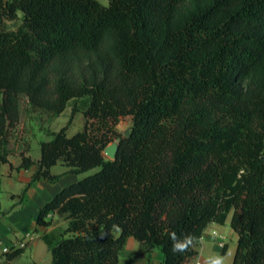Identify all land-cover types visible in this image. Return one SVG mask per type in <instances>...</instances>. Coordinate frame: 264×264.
<instances>
[{"label": "trees", "instance_id": "obj_1", "mask_svg": "<svg viewBox=\"0 0 264 264\" xmlns=\"http://www.w3.org/2000/svg\"><path fill=\"white\" fill-rule=\"evenodd\" d=\"M22 94L57 116L74 102L20 165H38L26 190L57 181L60 162L85 174L39 212L38 225L66 221L45 236L52 264H120L131 237L165 264H195L209 224L230 215L234 264H264V0H0V149Z\"/></svg>", "mask_w": 264, "mask_h": 264}, {"label": "crops", "instance_id": "obj_2", "mask_svg": "<svg viewBox=\"0 0 264 264\" xmlns=\"http://www.w3.org/2000/svg\"><path fill=\"white\" fill-rule=\"evenodd\" d=\"M25 155L30 157L28 154ZM37 170L38 165L35 164L22 172L25 174L22 176V189L29 184ZM51 172L59 176L57 181L50 182L44 179L36 181L24 196L13 193L11 202L5 207L0 201V264H52V253L45 241V236L57 235L60 227L66 226V221L58 223L59 216L52 213L46 218L51 222L49 226L38 225L39 212L62 189L79 181L85 174H73L70 168L61 162L52 167ZM231 218L232 215L228 217L224 225L209 224L199 240V255L193 263L234 264L239 236L230 225ZM131 238L128 239L127 244ZM23 241L29 242L27 248L23 249L19 256L8 258L9 253H5L4 250L9 248L13 252ZM127 244L120 252V264H165L163 253L161 250H155V246L149 254L141 247L139 241L138 246L133 247L134 249H128ZM223 250H225L224 253Z\"/></svg>", "mask_w": 264, "mask_h": 264}, {"label": "rangeland", "instance_id": "obj_3", "mask_svg": "<svg viewBox=\"0 0 264 264\" xmlns=\"http://www.w3.org/2000/svg\"><path fill=\"white\" fill-rule=\"evenodd\" d=\"M98 1L106 6L110 2V0ZM78 102L80 110L83 111L86 108L85 101L80 100ZM73 104L72 101L66 111L57 116L49 110L34 107L26 95L20 96V121L14 128L10 129L7 139L0 149V154L8 159V162L0 163V201L3 207L11 202L13 193L24 196L27 192L28 185L22 189V176H25L22 172L27 170L20 168L23 155L28 154L34 161L41 158V142L51 140L52 132H57L68 124ZM84 124V114L82 112L77 113L69 126V136L83 130ZM116 128L118 136L114 138L113 142L129 135L132 128V117H122ZM63 221L62 217L58 218V223ZM65 227H60L59 231ZM120 232L118 228L114 230L116 236H119ZM135 246H138V241L131 238L127 248L130 249ZM154 248L160 251L159 247L155 246Z\"/></svg>", "mask_w": 264, "mask_h": 264}, {"label": "water", "instance_id": "obj_4", "mask_svg": "<svg viewBox=\"0 0 264 264\" xmlns=\"http://www.w3.org/2000/svg\"><path fill=\"white\" fill-rule=\"evenodd\" d=\"M119 147H120V140L112 142L104 150L105 156L110 160H115L117 158Z\"/></svg>", "mask_w": 264, "mask_h": 264}, {"label": "built area", "instance_id": "obj_5", "mask_svg": "<svg viewBox=\"0 0 264 264\" xmlns=\"http://www.w3.org/2000/svg\"><path fill=\"white\" fill-rule=\"evenodd\" d=\"M28 244H29V242L28 241H23V242H21L18 246H17V248L18 249H26L27 248V246H28ZM17 249V250H18ZM11 249H9V248H6L5 250H4V252L5 253H11Z\"/></svg>", "mask_w": 264, "mask_h": 264}]
</instances>
